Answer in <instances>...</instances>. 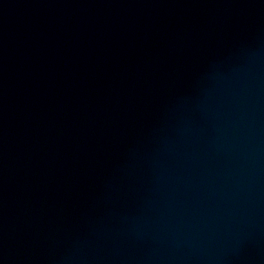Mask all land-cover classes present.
<instances>
[{
  "label": "water",
  "instance_id": "obj_1",
  "mask_svg": "<svg viewBox=\"0 0 264 264\" xmlns=\"http://www.w3.org/2000/svg\"><path fill=\"white\" fill-rule=\"evenodd\" d=\"M0 264H264V0H0Z\"/></svg>",
  "mask_w": 264,
  "mask_h": 264
}]
</instances>
